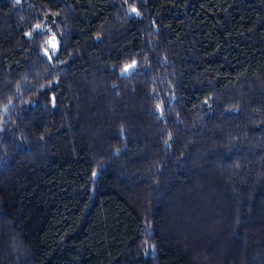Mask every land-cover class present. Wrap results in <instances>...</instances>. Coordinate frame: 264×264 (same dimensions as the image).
<instances>
[{
    "label": "trees",
    "instance_id": "trees-1",
    "mask_svg": "<svg viewBox=\"0 0 264 264\" xmlns=\"http://www.w3.org/2000/svg\"><path fill=\"white\" fill-rule=\"evenodd\" d=\"M0 264H264V0H0Z\"/></svg>",
    "mask_w": 264,
    "mask_h": 264
},
{
    "label": "rangeland",
    "instance_id": "rangeland-1",
    "mask_svg": "<svg viewBox=\"0 0 264 264\" xmlns=\"http://www.w3.org/2000/svg\"><path fill=\"white\" fill-rule=\"evenodd\" d=\"M127 68H128V69H127ZM127 68H126L127 70H131V69H132V67H131V66H130V67H127Z\"/></svg>",
    "mask_w": 264,
    "mask_h": 264
},
{
    "label": "snow or ice",
    "instance_id": "snow-or-ice-1",
    "mask_svg": "<svg viewBox=\"0 0 264 264\" xmlns=\"http://www.w3.org/2000/svg\"><path fill=\"white\" fill-rule=\"evenodd\" d=\"M135 11V10H134Z\"/></svg>",
    "mask_w": 264,
    "mask_h": 264
}]
</instances>
